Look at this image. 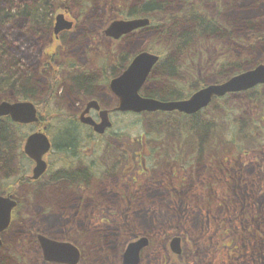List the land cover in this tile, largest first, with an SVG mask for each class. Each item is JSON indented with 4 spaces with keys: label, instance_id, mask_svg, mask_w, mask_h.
<instances>
[{
    "label": "flooded vegetation",
    "instance_id": "flooded-vegetation-1",
    "mask_svg": "<svg viewBox=\"0 0 264 264\" xmlns=\"http://www.w3.org/2000/svg\"><path fill=\"white\" fill-rule=\"evenodd\" d=\"M34 1L0 0V106L3 103L13 105L18 102H32L39 116L35 124L18 122L10 114L0 116V149L4 151V155H0V196L16 201L18 209L22 205L18 196L21 188L40 183L36 186L40 192L41 190L50 192L52 189L59 193L63 190L61 192H64V196H61L62 193L54 195L62 197L64 201L66 200L64 205L74 210L71 214L66 213L61 216L63 228L59 234L35 229L33 223L29 230L22 227V232L26 234L24 236L26 238L30 236L32 239L29 242L34 248L31 252L38 258L36 264H68L46 259L40 235L77 247L80 252L77 264H128L125 258L127 250L131 244L138 241L142 242L143 246L137 264H237L242 258L247 259L246 263L253 261L256 264H264V94L262 96L260 93L264 85L245 92L230 93L223 99L216 100L217 105L222 109L226 102L230 104L234 102L228 106L230 117L233 119L243 117L246 121H231L228 129L248 130L242 138H228L221 135L209 137V122L204 121L205 119L201 117L204 113L201 112L193 116H185L190 119L202 118L200 124L205 127V133L199 137H193V121L189 120L184 124L185 127L178 122L171 123L170 134L167 137L153 139L152 136L144 134L135 138L134 141L140 147L135 154L130 155L133 160L130 163L131 172H137L135 189H130L133 186L130 185L133 183L130 180V184L124 186V190L116 191L117 203L111 205L105 201L108 199L111 202L108 196L111 193L109 191L111 185L97 186L99 181L110 182L108 178L111 172L107 170L109 165L104 169L107 159L103 160L100 157V151L103 150L101 145L103 143L109 145L110 139L106 137L107 134H97L82 118H92L100 122V111L104 110L108 111V116L113 122V116L119 112L115 110L116 108H105L95 95L89 93L80 96L76 94L79 96H77L79 103L73 105L75 109H72V112H67L64 105L60 109L58 106H53L50 101L56 104L60 98L59 89L55 88L64 83L60 81L61 69H58L64 60L59 61L57 68L54 67L52 61L55 59V54H52L51 60L41 64L39 68L50 78V95L42 101L35 99L37 94L33 96L35 91L31 85L33 82L31 63L27 62L26 65L12 52H8L10 47L6 42V35L1 32V26L9 24L15 29L13 21L21 18L20 15L25 11L26 6L30 16L26 18L25 23L28 32L37 28L46 30L43 22L47 21L52 24L51 29H53L56 21L53 13L65 7V0H56V4L51 3L50 0H41L47 9V12L42 13L45 19L39 20L40 24H34L31 20ZM214 2L215 8L219 10V1ZM50 5H52L51 10H49ZM61 14L73 22L74 27L76 26V20L71 16L72 11L69 7L64 11L60 10L57 16ZM30 23L31 27H29ZM140 31L132 32L124 38ZM21 32L26 34V31L21 30ZM64 33L55 34L53 29L54 40H60ZM99 36L113 42L124 39L108 37L104 30ZM229 39L230 43L226 42L229 46L238 44L234 36ZM5 54H9L8 58H11L12 63L9 65L4 64ZM29 70L30 75H28ZM20 74L25 75L26 79L18 90ZM231 76L232 74H226L217 81L225 82ZM86 87L82 90L88 91V86ZM253 93L258 94V97L252 95ZM246 98H249L250 108L248 112L243 113L244 103H240L245 102ZM93 100L99 101L100 110L89 107V103ZM218 101H221L220 104ZM258 109L261 111L258 112ZM53 113L56 115H52ZM68 125L74 126L77 142L75 140L72 149L58 150L62 158L68 157L66 150H71L73 155H77L79 153L77 149L82 143L93 142L94 146L90 149L91 159L88 164L81 158L65 164L67 159L63 158V163L71 172L90 168L89 179L78 178L74 184H63L55 180V174H59L65 167L62 164L61 170L53 171L50 160L51 154L58 153L53 147L55 142L51 137L50 127L55 126L59 132L66 126L69 127ZM34 126L35 131H26ZM34 132H45L52 140L51 151L45 156L48 169L36 180L33 179L34 162L25 152L27 138ZM80 136L87 138L78 139ZM64 142L62 137L60 144L65 145ZM124 152H127V148H124ZM169 152L171 156L163 163V157ZM83 191L90 192V195L87 193L86 196ZM86 198L90 201L88 207L94 210L88 215L90 225L80 226L79 229L84 230V233L88 231L91 233L90 250L86 249L89 245L86 247L80 244L77 238L70 236V231L76 228L80 209H87L83 204ZM117 208L125 211L124 222L116 229L110 227V219L107 217L97 220L96 209H110L108 214L114 215ZM132 213L136 214V225H133L135 221L131 219ZM142 217L143 221L140 220ZM15 219L2 234L4 245L0 252L5 246L4 240L7 235L9 237L12 236V232L15 233L13 231L17 221ZM91 255L96 257L92 258ZM87 256L91 257L87 259ZM4 257L0 264L2 261L9 262L11 260L9 258H14L13 255ZM219 259L221 260L218 263Z\"/></svg>",
    "mask_w": 264,
    "mask_h": 264
},
{
    "label": "rangeland",
    "instance_id": "rangeland-1",
    "mask_svg": "<svg viewBox=\"0 0 264 264\" xmlns=\"http://www.w3.org/2000/svg\"><path fill=\"white\" fill-rule=\"evenodd\" d=\"M136 0H73L70 3L66 4L64 8L60 9L64 11L67 7L72 11L71 16L76 20V26L68 32H65L60 40L55 41L53 35V29L50 31H46L42 28H37L35 31L32 29L31 31H27L25 29L26 19L16 18L13 21V25L1 26L2 34L6 35V42L8 43V52H12V54L16 55L19 60H22L26 65L27 62L31 63V76L33 77V82L31 83L33 87V91H35L34 95L35 99L42 101L50 95V78L49 76L39 70L41 64L47 63L52 54H55V59L52 61L53 66L56 67L59 64V61L62 59L68 62L73 63L77 67L82 68V72L85 74L90 73L88 76L83 77L80 72L73 71L70 73L66 64H64V69L61 72V76L59 78L65 79L63 85L59 84V102L53 103L54 106H58V108H63L65 106V110L67 112H72L73 105H77L79 103L78 97L80 95H87V93L95 95L102 103L105 108L114 109L118 106V99L111 92L109 87L110 79L114 78V70L116 71L115 75L121 74L123 69H115L117 67L118 54L127 53L130 59L132 60L139 53L146 51L148 48L157 46L158 43L155 41V37L152 31H144L141 30L135 35H130L120 41L113 42L110 39H103L99 36V34L105 30L109 23H111L115 17L118 18H126L125 13L128 11L130 6H133V2ZM171 1V0H170ZM216 0H193L192 3L199 4L200 7L209 15L214 17H220L223 22L226 24H230L232 27V20L236 19L237 24L242 28L243 32L236 33L234 37L236 40H245L248 39L252 33H246L248 31V27L250 23H253L254 26V34H264V0H217L219 1V10L215 8ZM170 10L178 11L181 9V2L179 0H172ZM202 5V6H201ZM222 7V8H221ZM60 10L57 9L54 14V19ZM32 14L34 13V9ZM218 15V16H217ZM45 19V17H43ZM42 17L40 20H43ZM54 21V20H53ZM54 26V24H53ZM31 27V23L29 24ZM21 30L26 31V34L21 32ZM230 43V40H228ZM222 46H226L224 42L220 43ZM229 46V45H228ZM232 49L230 50V54L234 57L235 60H240L241 58L247 59V61L251 64H254L256 67L258 64H264V42H260L256 45H247L243 43L233 44L229 46ZM7 48V47H6ZM218 50V49H217ZM214 50L212 48L209 51L207 56L202 54L200 58H197L198 71L201 73L204 81H208L207 83H215L217 79H219L218 74L214 72L216 64L219 63L218 60L221 57V52L218 50ZM148 51V50H147ZM111 55L109 60L103 62L104 54ZM58 54V56H56ZM4 53L2 52V57ZM9 54H5L6 58L4 64L9 65L11 62V58L9 59ZM11 56V55H10ZM113 57V58H112ZM130 64V62H129ZM104 65H108V68H104ZM94 73V76L92 75ZM72 74V75H71ZM20 82L18 85V90L20 89V85L26 76L20 74ZM28 75H30V70L28 71ZM89 79L90 81L96 79L94 83L88 84V91H83L81 86V81ZM166 83V82H165ZM87 85V86H88ZM94 85V86H93ZM157 84L149 83L148 89L156 90ZM161 86V84H159ZM80 91H74V90ZM260 93L264 94V88L260 89ZM76 94H78L76 96ZM254 95V93L252 94ZM250 96V95H248ZM258 97V94L254 95ZM249 98H246L245 102L243 101L240 104H243V113L248 112L250 108V103H248ZM260 100V99H259ZM64 101V103H63ZM234 101V100H233ZM238 101V100H237ZM221 102V101H220ZM218 101V103L220 104ZM240 102V101H239ZM224 102H222L223 104ZM234 102H232L233 104ZM231 104V105H232ZM216 106H213V109ZM212 108L208 109V113H204L202 118L208 121H214L216 125H228L229 122L223 120L225 114L224 110L215 111ZM261 110L258 109V112ZM264 111V107H263ZM243 116V115H242ZM150 119L153 122H157L156 115H126V114H115L113 116V129L110 134L112 137V142L115 144V148L119 150L122 147L123 143H120L117 139H132L140 137L141 131L145 132L144 129L140 128V123L143 120ZM218 120V121H215ZM223 120V121H221ZM229 126V125H228ZM35 126L32 129H26L27 132L33 130L35 131ZM51 133L57 132L55 126L50 128ZM214 130L211 131L213 133ZM87 132V131H86ZM121 134V136H119ZM209 134V133H208ZM212 134H209L211 137ZM107 138L109 135L106 136ZM87 138V136H80L78 139ZM135 142V141H134ZM134 142H131V145L128 146V153L132 156L135 152L140 148L139 145H136ZM94 147L93 142H86L81 149H77V152L86 159H89L90 149ZM74 148V147H73ZM50 160L52 163L53 171H59L62 168L63 158L59 154H51ZM4 159L3 157H1ZM72 158L71 154H68L66 157L67 160ZM130 161L133 160L130 158ZM130 161L125 162L124 166L115 172V175L112 176V173L109 175V183L107 182H98L97 186L106 187L111 185L109 191L111 193L108 194L109 198H111V202L108 199L105 201L111 205H115L117 203L115 193L116 191L124 190V186L130 184V180L133 182L130 185H133L130 189H135V178L137 176V172H131L132 168L130 165ZM125 164H127L125 166ZM134 180V181H133ZM140 181V178H139ZM40 184V183H39ZM37 184V185H39ZM65 184V183H63ZM35 186H26L22 187L19 191V197L21 198L22 205L20 214L17 215L16 226L14 227V232H12V236L7 235L4 240L5 246L3 250L0 252V261L6 257L4 256H14V258L9 261V264H36V260L38 259L31 252L34 251V248L31 246L29 241H32L31 237L28 236L26 238L23 232L22 227H26L28 230L31 229L34 224L35 229L41 230H49L53 234H59L61 232L62 217L66 213L73 212L71 208L65 206V202L60 196H55L57 194L62 193L64 196L63 190H60L59 193L53 191L43 192ZM120 189V190H119ZM52 191V192H51ZM87 191H83V194L87 196ZM55 194V195H54ZM90 195V192L88 193ZM99 195V194H98ZM86 198L84 200V205L87 209L81 208L80 214L78 216L76 228L77 231L71 230L70 236L73 238H77L79 243L88 246L87 250H90V235L91 233L85 232L84 230L79 229L81 227H88L90 225V221L88 220V215L94 210L88 205L90 204L89 200ZM87 200V201H86ZM86 201V202H85ZM103 201V200H101ZM100 201V202H101ZM102 203V202H101ZM45 208L47 210L45 211ZM96 217L99 220L100 218L107 217L110 219V227L112 229H116L117 226H120L121 223L124 222V209H115L114 215L108 214L110 209L108 210H98ZM62 216V217H61ZM131 219L136 220V214H131ZM143 221V217L140 219ZM36 222V223H35ZM94 224L96 221H92ZM136 221L133 225H136ZM14 234V235H13ZM30 235V233H29ZM4 245V244H3ZM10 252L12 255H10ZM88 254V253H87ZM92 258L96 257L91 255ZM91 256H87V259ZM4 257V258H2ZM221 259L218 260V263ZM90 262L89 260H87ZM247 259H240L237 264H256L255 262H247ZM109 264V263H104ZM261 264V263H257Z\"/></svg>",
    "mask_w": 264,
    "mask_h": 264
},
{
    "label": "trees",
    "instance_id": "trees-1",
    "mask_svg": "<svg viewBox=\"0 0 264 264\" xmlns=\"http://www.w3.org/2000/svg\"><path fill=\"white\" fill-rule=\"evenodd\" d=\"M40 1L41 0H35L32 5V12L34 9V13L36 14H33L31 17L34 24H40L41 22L39 20L42 17V13L47 12L44 2ZM50 2L54 4L53 0H50ZM171 2L172 0H136L132 3L133 6H130L126 12V16L151 17L152 25L144 31L153 32L155 41L158 44L155 47H151L150 50L155 51L163 57L162 62L157 65L150 78L151 83L158 85L157 89L152 91L149 90L147 96L161 100L183 99L188 97L191 92L205 85V81L196 67L198 64L197 58H200L202 54L207 56L212 48H214V50L218 49L221 52V57L218 60L219 63L216 64L214 69V72L218 74L219 78L226 74H236L245 71L254 66V64L249 63L247 59L244 58L235 60L230 54V50L219 44L221 41L226 43L230 40L229 38L235 36L237 32H243V30H241L242 28L237 24L236 19H230L233 24L231 27L230 24L223 22L220 17L209 15V13L201 10L199 6H196L188 0H180L182 4L181 9L173 12L170 10L172 6ZM51 6L52 5H50L49 10L52 9ZM26 9H28V6L25 7V11L20 15L22 19H26L27 17L30 18ZM43 23L45 24V22ZM248 28L246 33H252V35L244 41L240 40L241 43L254 46L260 42H264V34H254L255 29L253 23H250ZM232 29H234V32H232ZM234 38L236 40V37ZM127 62V54L118 55L117 67L115 69H124ZM66 68L70 73L79 70L75 65L66 66ZM115 74L116 71L114 70L113 75ZM82 76L86 77L87 75L85 74ZM88 80L89 79L81 81L82 88L93 83H89ZM159 84H161V86H159ZM166 120L170 119L168 118ZM200 122L199 119H196L193 123V137H199L202 133H205V127L201 125ZM209 128L216 129L213 131V134L216 136L221 135V128L215 127L212 123L209 124L208 129ZM246 134L247 130L241 129L238 130L234 137H243ZM119 136H121V134ZM62 137H64L65 145L60 144ZM54 138H56L54 139V149L57 152L60 148L72 149L75 140L77 142V135L73 125L69 127L66 126L65 129L59 131ZM81 146L82 144L79 145V148H81ZM66 151L69 155L71 154L72 158L66 160L65 164L70 161L80 160L79 158H81V155H73L71 150ZM3 152L1 148V156L4 155ZM57 154H59V152ZM123 158L124 157L118 153L116 157L107 159L104 163V167H106L108 163H111L112 166L109 171L113 172L117 169L119 164H121ZM65 164V169L61 170L62 172L60 171L59 174H55V180L65 184H74L77 182L78 178H83L85 180L89 179L90 168L71 172L67 169ZM1 264H9V262L2 261Z\"/></svg>",
    "mask_w": 264,
    "mask_h": 264
},
{
    "label": "water",
    "instance_id": "water-1",
    "mask_svg": "<svg viewBox=\"0 0 264 264\" xmlns=\"http://www.w3.org/2000/svg\"><path fill=\"white\" fill-rule=\"evenodd\" d=\"M150 24L148 18H137L133 20H115L105 30L108 37L119 39L130 34L137 29L145 28ZM72 23L67 22L63 15L57 17L55 32L58 34L65 29H71ZM159 57L150 52L138 54L129 67L111 82V90L119 99V106L116 109L120 112L144 113V112H173L179 111L186 114H196L206 108L214 97H223L228 93L250 90L259 84H264V64H259L253 69L244 71L227 82L222 84H212L194 93L189 99L162 101L155 98L145 97L140 94L141 89L147 82L153 68L158 63ZM89 107L100 109L98 101L93 100ZM10 114L18 122L31 123L38 121L35 106L30 103H17L10 105L3 103L0 106V116ZM101 122L97 123L92 118H82V120L94 127L95 131L104 134L112 127V122L108 117V111H101ZM51 142L49 137L43 132H37L29 136L25 150L26 153L36 162L33 170V179H39L47 170L45 154L49 152ZM18 203L8 198L0 196V247L2 246L1 234L10 226L12 213ZM42 248L46 259L53 262L77 264L79 251L69 243H59L40 237ZM141 242L129 246L125 256L127 262L136 264Z\"/></svg>",
    "mask_w": 264,
    "mask_h": 264
},
{
    "label": "bare ground",
    "instance_id": "bare-ground-1",
    "mask_svg": "<svg viewBox=\"0 0 264 264\" xmlns=\"http://www.w3.org/2000/svg\"><path fill=\"white\" fill-rule=\"evenodd\" d=\"M126 18H125V20H133V19H135V17H131V16H125ZM45 28H46V30L47 31H50L51 30V28H52V24L50 23V22H46L45 23ZM104 56V60H103V62H106L107 60H109V58H110V55H107V53L106 54H104L103 55ZM157 56L159 57V62H162V60H163V57H162V55H160V54H157ZM105 69L106 68H108V65H104L103 66ZM94 74V73H93ZM92 74V75H93ZM89 82H93V80L92 81H90V80H88ZM96 81V79H94V82ZM93 82V83H94ZM149 83H151L150 81H148L147 80V82L144 84V86H143V88H142V91H141V94H142V96H146L147 94H148V92H149V89H148V84ZM94 86V85H93ZM21 87V86H20ZM24 87V86H23ZM18 88V87H17ZM151 90V89H150ZM153 90V89H152ZM151 90V91H152ZM122 114H126V115H134L132 112H123ZM136 116H138V115H136ZM149 121H141V123H140V130H141V128L142 129H144V130H146V131H148L151 135H152V138L154 139V138H163V137H167L169 134H170V127H166V126H163V125H159V124H156L155 122H153V121H151L150 119H148ZM109 135V137H108V139H110V141H108V144L109 145H106L105 143H103L102 145H101V148H103V150L102 151H100L101 152V155H100V157H101V159H110V158H114V157H116L117 155H118V153H119V150H117L116 148H115V144L112 142V137L110 136V135H112V134H108ZM99 152V153H100ZM171 156V152H169V153H167V154H165V156L163 157V163H165L168 159H169V157ZM78 222L76 221V224H77Z\"/></svg>",
    "mask_w": 264,
    "mask_h": 264
}]
</instances>
